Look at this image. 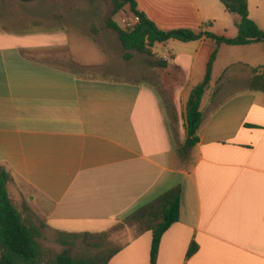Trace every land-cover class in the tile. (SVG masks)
Masks as SVG:
<instances>
[{"label": "crops", "instance_id": "1", "mask_svg": "<svg viewBox=\"0 0 264 264\" xmlns=\"http://www.w3.org/2000/svg\"><path fill=\"white\" fill-rule=\"evenodd\" d=\"M99 1L92 6L105 17ZM246 1L264 31V0ZM136 3L161 30L238 36L241 17L222 0ZM84 6L0 0V15L16 25H0V167L26 225L41 230L44 249L61 254L125 222L109 264H150L153 232L129 218L181 187L180 220L163 235L157 264H264V92L253 85L264 73L219 60L223 47L253 52L264 44L156 43L159 91L150 81L101 77L103 63L75 58L73 39L92 37L80 30L83 18L92 20ZM213 56L204 97L224 101L203 108L202 99L199 143L184 155L185 95L204 81ZM193 242L198 251L186 259Z\"/></svg>", "mask_w": 264, "mask_h": 264}, {"label": "trees", "instance_id": "2", "mask_svg": "<svg viewBox=\"0 0 264 264\" xmlns=\"http://www.w3.org/2000/svg\"><path fill=\"white\" fill-rule=\"evenodd\" d=\"M21 1L34 2L38 0ZM111 1L113 10L106 23L108 28L117 34L126 61H130L134 53L151 56L156 43H166L172 39L191 42L207 38L216 41L218 44L230 46L264 44V31L249 17L246 0H222L229 11L241 17L238 25V36L233 39L220 37L203 29L199 31L192 29L161 30L137 9L136 0ZM125 8H129L133 15L139 17V22L130 31L122 29L114 20V17ZM214 57L209 64L206 78L191 91L186 103L184 121L187 139L184 150L192 149L199 143L198 131L203 121L200 105L206 87L211 81ZM262 90L264 91V87ZM247 127L254 128L252 125H247ZM9 180V172L0 167V264H109L110 260L117 254V250H115L108 254L100 253L94 256L74 258L67 252L56 254L44 249L40 244L41 230L37 227L27 226L21 213L11 201L7 190ZM181 195V187L173 188L129 218L130 221H136L140 224L146 222L148 229L153 232L150 264H157L163 235L180 220ZM197 251L198 245L193 242L188 250L187 259L191 258Z\"/></svg>", "mask_w": 264, "mask_h": 264}, {"label": "rangeland", "instance_id": "3", "mask_svg": "<svg viewBox=\"0 0 264 264\" xmlns=\"http://www.w3.org/2000/svg\"><path fill=\"white\" fill-rule=\"evenodd\" d=\"M94 2H96V0H85L83 12L87 16L91 15L92 20L90 21V23L88 22V18H83L84 23L82 24L80 29L83 33H88L92 37L91 39L85 37V39L82 41H79V39H73V41L71 42L70 50L75 54V58H80L81 61L86 64L103 63L101 66H98L100 67V69L97 70L99 72L98 74H101V77L107 76L112 79L150 81L152 83H155V85H157V89L161 91L160 85H158L157 83V77L151 73V70L153 69L152 66L154 65V63H156L154 57L134 53L133 58L130 61H126L124 59V51L122 50L121 45L118 41L117 34L109 30L106 26L105 19L110 17L113 10L112 1H99L107 8V13L105 14L107 17H103L104 15L102 14V9H96L94 6H92ZM77 9H79V7H77ZM132 16L133 15H131L129 10L125 8L114 17V20L123 28L122 20L130 18ZM77 19H79L78 15ZM0 25L16 27L15 24L7 22L6 19L1 15ZM77 30H79V27H77ZM161 46L162 45L158 44L159 48H161ZM236 50L232 49L231 47H223L219 57L220 62H225L229 59H232L235 62L243 61L244 64H249L251 67H262L261 72L264 73V49H262L261 46H258V50L253 52H250L249 49ZM68 65L73 67V69L78 70V67H76V65H73L71 63H68ZM260 80L261 79L259 78L254 81L253 85L261 86L262 89L264 87V80ZM188 98L189 92H187L185 95V104L187 103ZM217 99H222L221 101H224L222 97L213 96L211 92L208 93L203 98L202 107L204 108L206 106H209L212 101H216ZM182 147L183 151L186 152L184 155L191 151V149L184 150V145L181 146V150ZM129 222L133 224L136 221L129 220ZM130 223L128 225H131ZM143 224H146V222H143ZM125 227L126 224L125 222H123L115 226L113 231H111L110 233L101 236L79 238L74 247L65 252H67L74 258L94 256L100 253L108 254L112 251H115V249L121 247L124 244L125 238L119 239L117 237L123 232L122 229H124ZM48 250L55 253L54 250Z\"/></svg>", "mask_w": 264, "mask_h": 264}, {"label": "built area", "instance_id": "4", "mask_svg": "<svg viewBox=\"0 0 264 264\" xmlns=\"http://www.w3.org/2000/svg\"><path fill=\"white\" fill-rule=\"evenodd\" d=\"M139 22V17L133 15L132 17L130 18H126V19H123L122 20V23H123V29L125 31H130L132 30L136 24Z\"/></svg>", "mask_w": 264, "mask_h": 264}]
</instances>
